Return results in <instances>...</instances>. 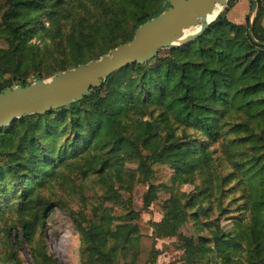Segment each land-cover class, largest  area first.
Listing matches in <instances>:
<instances>
[{"label":"trees","instance_id":"1","mask_svg":"<svg viewBox=\"0 0 264 264\" xmlns=\"http://www.w3.org/2000/svg\"><path fill=\"white\" fill-rule=\"evenodd\" d=\"M169 2L0 0V94L30 86V76H58L129 44ZM255 2L253 39L250 14L243 25L228 20L235 6L230 1L195 41L124 68L80 103L26 116L0 131V199L20 188L11 211L25 241L44 226L50 211L35 193L61 171H84V178L103 175L129 195L147 184L145 209L157 200V190L165 189L163 219L152 224L151 235L179 236L191 218L198 226L200 237L184 245L182 264H264V0ZM150 108L157 118L142 121ZM222 140L228 144L226 175L210 150ZM232 147L237 150L229 153ZM156 165L169 167L170 186L151 183ZM195 181L201 183L192 192L181 190ZM212 200L218 215L203 224ZM131 203V198L125 202ZM96 210L103 214L97 211L87 227L76 222L89 245L85 261L136 264L137 242L149 236L138 213L130 210L113 226L109 209ZM223 216L226 226L220 224ZM208 225L213 229L201 235ZM157 253L152 250L153 258Z\"/></svg>","mask_w":264,"mask_h":264},{"label":"rangeland","instance_id":"2","mask_svg":"<svg viewBox=\"0 0 264 264\" xmlns=\"http://www.w3.org/2000/svg\"><path fill=\"white\" fill-rule=\"evenodd\" d=\"M226 1L227 5L221 9L220 15L225 12L230 1L234 2L235 7L243 2L242 0ZM247 2L246 13L248 14L251 11V3L249 0ZM241 11V6L237 7L232 12L231 19L234 20L240 16ZM236 21L234 20V22ZM174 49L161 50L158 54L165 56L170 50ZM109 54L110 52L107 55ZM56 76L45 72L41 79L36 76L28 77V82L30 85L38 81L48 82ZM157 116V114H153L152 108H150L143 112L140 119L153 122ZM177 132L179 133L180 130ZM226 145L228 144L222 140L216 144H211L210 147L211 152H214L212 158L216 162L215 165L218 168L219 166L222 167L223 172L220 169L219 171L223 175L230 173L228 169L229 158L225 159L224 155H227V153L223 150L226 149ZM236 150V147H232L228 152L233 153ZM126 168L129 170L132 169V166L128 165ZM153 169L155 175L151 183L156 186H170L172 172L169 167L156 165ZM83 174L84 171L76 172L72 175L61 171L60 174L50 179L44 189L35 193L36 198H41L43 204L45 203L50 211L45 219L44 226L42 227L41 224L37 226L30 241H25L22 237L19 223L11 211L13 201L16 199L15 192L20 190V188L16 185L17 187L13 191H7L8 195L6 194L5 198L0 199V264H51L53 262L57 264H91L85 261V253L88 252L89 245L86 242L84 243L81 232L76 227V222L80 223L82 228L87 227L88 222L93 220L97 211L98 216L103 214L102 210H96L101 207L109 209V214L114 218L113 226L118 222H123L127 212L132 210L138 213L140 217V227L149 229V236H144L137 242L138 259L136 264H182L185 258L184 245L188 240L197 241L200 237L196 232L198 226L191 218L180 229V237L155 239V236L151 235L153 233L152 224L154 222L160 223L163 219L162 203L169 198V193L165 189L159 188L157 190V200L149 209H145L143 208L142 200L148 190L147 184L137 185L132 194L129 195L114 180L104 179V176L100 174H89L84 178ZM196 181L193 185L181 187V190L185 193L192 192L201 183ZM233 181L232 186L236 184V181ZM110 186L113 189H110ZM3 187L4 185H0V189ZM104 193H106L105 196H103ZM240 194L241 192L238 191L236 195H227L225 203ZM129 198L132 201L130 207L129 204H125ZM210 206L212 207V212L209 213L208 218L202 219L203 224L215 222L218 215L214 200L210 202ZM189 213L194 214L195 211L192 209ZM225 217L223 216L220 219L222 226L229 224L224 222ZM211 226L213 225L206 226V231L201 233V235L204 236L207 232H210L213 229ZM154 249L158 252L155 258L152 255V250ZM154 259L155 262L153 263ZM120 261L121 263L119 264H131L128 259Z\"/></svg>","mask_w":264,"mask_h":264},{"label":"water","instance_id":"3","mask_svg":"<svg viewBox=\"0 0 264 264\" xmlns=\"http://www.w3.org/2000/svg\"><path fill=\"white\" fill-rule=\"evenodd\" d=\"M249 1L252 8L248 33L253 39L257 5L255 0ZM169 4V8L160 16L138 28L129 44L117 47L109 55L62 73L48 82L38 81L26 88L16 87L0 94V131L26 116L45 114L51 109L80 103L90 95L92 89H99L107 78L124 68L144 65L161 50L178 48L195 41L213 23L208 22V17L217 7H225L227 1L170 0ZM193 28H199V31L182 45L176 46L175 43L184 37V32Z\"/></svg>","mask_w":264,"mask_h":264},{"label":"crops","instance_id":"4","mask_svg":"<svg viewBox=\"0 0 264 264\" xmlns=\"http://www.w3.org/2000/svg\"><path fill=\"white\" fill-rule=\"evenodd\" d=\"M243 2H241L240 4H238L235 8H233L229 13H228V15H227V18H228V20L231 22V23H233V24H235V25H243L244 24V22H245V18H246V16L248 15V14H250L251 13V11L247 14L246 13V5H247V0L245 1V0H242ZM251 3V2H250ZM239 6H241V9H242V11H241V15L240 16H238V17H236L234 20H237L236 22H234V20H232L231 19V14H232V12H234L235 10H236V8L237 7H239ZM262 25L264 26V19H263V21H262Z\"/></svg>","mask_w":264,"mask_h":264},{"label":"bare ground","instance_id":"5","mask_svg":"<svg viewBox=\"0 0 264 264\" xmlns=\"http://www.w3.org/2000/svg\"><path fill=\"white\" fill-rule=\"evenodd\" d=\"M220 12H221V7H217V8L215 9V11L213 12V14H212L210 17H208V22H209V23H210V22H214L215 19L217 18V16L220 14ZM198 31H199V28H193V29H190V30L185 31V32H184V37H183L181 40H179L178 42H176L175 45H176V46H180V45H182L183 43H185V41H186L189 37L195 35Z\"/></svg>","mask_w":264,"mask_h":264}]
</instances>
